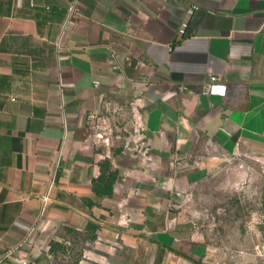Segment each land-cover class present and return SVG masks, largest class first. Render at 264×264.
Segmentation results:
<instances>
[{
	"label": "crops",
	"instance_id": "crops-1",
	"mask_svg": "<svg viewBox=\"0 0 264 264\" xmlns=\"http://www.w3.org/2000/svg\"><path fill=\"white\" fill-rule=\"evenodd\" d=\"M68 2L0 0V259L24 242L1 264H51L53 241L96 226L95 255L111 258L119 238L181 251L176 230L144 233L152 191L123 177L178 178L192 155L264 151V0H81L65 27ZM211 76L225 96L206 92ZM113 113L137 133L121 148L102 132ZM132 143L137 162L123 156ZM106 158L121 178L99 199Z\"/></svg>",
	"mask_w": 264,
	"mask_h": 264
},
{
	"label": "rangeland",
	"instance_id": "rangeland-1",
	"mask_svg": "<svg viewBox=\"0 0 264 264\" xmlns=\"http://www.w3.org/2000/svg\"><path fill=\"white\" fill-rule=\"evenodd\" d=\"M130 121L127 116L113 113L106 128L102 129L103 135L121 148L117 141L124 142L137 135L135 129L126 127ZM124 147L123 156L129 161L140 160L138 156L131 159L132 153L139 154L136 143ZM179 163L185 173L178 178L151 176L144 179L138 175L136 166L132 175L123 177L127 178L130 188L142 185L152 191V206L147 212L153 215V219L146 223L144 233L149 230L158 233L178 231L182 236V253L202 264H264V151L243 148L236 155L220 159L192 155ZM159 185L166 188L165 193L158 188ZM132 228L131 232L142 239L141 225L136 223ZM84 239L81 236L80 240L71 242L69 253L57 251L50 263L195 264L167 251L160 260L153 238L139 240L136 247L125 245L119 238L111 258L105 251L96 255L90 253L92 242ZM84 249L88 252L84 253Z\"/></svg>",
	"mask_w": 264,
	"mask_h": 264
},
{
	"label": "trees",
	"instance_id": "trees-1",
	"mask_svg": "<svg viewBox=\"0 0 264 264\" xmlns=\"http://www.w3.org/2000/svg\"><path fill=\"white\" fill-rule=\"evenodd\" d=\"M99 166H100L101 174L99 175L98 178L92 179L93 193L99 199L111 198L114 196L115 185L119 181V179L121 178V172L119 169H116L113 167L110 159H108V158L100 161ZM88 204L91 207L97 205V204L93 203L91 200L88 201ZM98 228H99V226H96V228H94L93 231H87L84 234L79 233L78 231L73 230L71 228H69L68 231L71 233V235L75 239H78L79 237L82 236L86 240L95 241V240H97V237H98L97 233H96ZM154 242H155V244L158 245L159 259L162 260L163 254H165V252H166L165 249L167 246H166V244H163V242H161V241L154 240ZM72 243H73V241H72ZM167 249L169 252H171L175 255H178L180 257H183L189 261H192L195 264H202V262H200L199 260L198 261L194 260V258L189 256L188 254L182 253L181 251H179V247L174 248V247L169 246V247H167ZM57 251H60L63 254L69 253L70 246H67L63 243L53 241L51 243L50 252L56 253Z\"/></svg>",
	"mask_w": 264,
	"mask_h": 264
},
{
	"label": "built area",
	"instance_id": "built-area-1",
	"mask_svg": "<svg viewBox=\"0 0 264 264\" xmlns=\"http://www.w3.org/2000/svg\"><path fill=\"white\" fill-rule=\"evenodd\" d=\"M80 1L81 0H69L68 2V15L65 23V27L74 24V18L81 13L80 8ZM32 6H35V3H31ZM49 9V6L46 7ZM198 6L193 7L192 9L188 10V14L191 15L195 10H198ZM186 26V24H184ZM206 92L210 95H218V96H225L227 92V87L225 84L219 82V78L217 76H211L210 82L207 86ZM46 203V202H45ZM24 242H21L16 247L10 249L3 258L0 259V264L3 260L7 259L9 256L17 252L20 248H22Z\"/></svg>",
	"mask_w": 264,
	"mask_h": 264
}]
</instances>
